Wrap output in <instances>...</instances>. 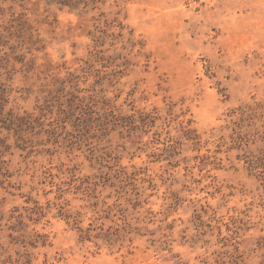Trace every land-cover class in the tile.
<instances>
[{"label":"rangeland","instance_id":"obj_1","mask_svg":"<svg viewBox=\"0 0 264 264\" xmlns=\"http://www.w3.org/2000/svg\"><path fill=\"white\" fill-rule=\"evenodd\" d=\"M0 264H264V0H0Z\"/></svg>","mask_w":264,"mask_h":264}]
</instances>
